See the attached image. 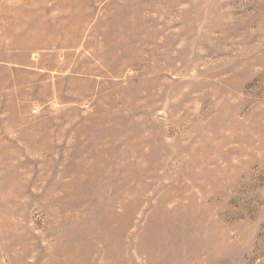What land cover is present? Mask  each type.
Wrapping results in <instances>:
<instances>
[{
  "label": "rangeland",
  "instance_id": "obj_1",
  "mask_svg": "<svg viewBox=\"0 0 264 264\" xmlns=\"http://www.w3.org/2000/svg\"><path fill=\"white\" fill-rule=\"evenodd\" d=\"M0 29L32 68L0 264H264V0H0Z\"/></svg>",
  "mask_w": 264,
  "mask_h": 264
},
{
  "label": "crops",
  "instance_id": "obj_2",
  "mask_svg": "<svg viewBox=\"0 0 264 264\" xmlns=\"http://www.w3.org/2000/svg\"><path fill=\"white\" fill-rule=\"evenodd\" d=\"M16 32L0 29V143L4 140L1 133L6 129H15L14 126L20 123L17 118L22 109L20 101L23 87L20 73L26 68L32 70L30 65L17 62V52H22V47L16 43L19 37ZM30 61L36 62L32 57ZM8 125L13 127H7Z\"/></svg>",
  "mask_w": 264,
  "mask_h": 264
}]
</instances>
